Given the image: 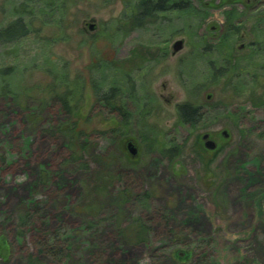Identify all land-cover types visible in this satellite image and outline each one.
I'll use <instances>...</instances> for the list:
<instances>
[{"label": "rangeland", "instance_id": "1", "mask_svg": "<svg viewBox=\"0 0 264 264\" xmlns=\"http://www.w3.org/2000/svg\"><path fill=\"white\" fill-rule=\"evenodd\" d=\"M21 1L0 0V26L9 5ZM131 1L59 0L64 8L58 27L0 46V69H18L13 83L22 104L48 99L47 71L84 83L72 122L88 134L84 168L75 169L66 164L64 137L55 132L67 123L57 105L30 124L19 106L0 102V235L7 241L0 240V264H26L55 237L49 247L68 249L72 259L45 255L39 264H264V106H251L264 101L263 73L255 69V79L239 81L228 72L234 65L246 68L256 19L241 7L233 16L235 8L223 0H183L189 12L160 15L151 27L123 38L117 28L127 25ZM177 41L183 48L172 55ZM216 65L229 67L224 78V72L212 77ZM126 72L152 111L145 127L133 126L122 137L108 132L111 119L93 106L88 82L108 83ZM184 103L205 114L194 128L179 123L177 106ZM223 130L229 137L220 148L203 152L201 136ZM141 135L155 138L154 149ZM127 141L137 147V157H129ZM171 146L179 154L169 161L158 151ZM102 177L105 192L99 194ZM140 196L143 204L135 200ZM19 209L29 217L24 228ZM136 218L148 229L145 244L133 245L122 234ZM90 222L95 228L84 231Z\"/></svg>", "mask_w": 264, "mask_h": 264}, {"label": "trees", "instance_id": "2", "mask_svg": "<svg viewBox=\"0 0 264 264\" xmlns=\"http://www.w3.org/2000/svg\"><path fill=\"white\" fill-rule=\"evenodd\" d=\"M63 8L64 5L59 0H22L17 4L9 5V18L5 24L0 26V46L16 44L26 38L39 36L42 28L58 27L61 21L57 19V16L62 15ZM169 12H189V6L183 0H132L127 5V25L118 26L117 29L123 32L122 37L126 38L134 31L143 29L146 26L151 27L159 20L160 15ZM98 66L101 65H96L95 70L101 69V71H105V67ZM17 70L14 66L0 69V102L6 101L19 106L30 124L39 120L45 107L52 104L57 105L63 117L67 119V123H61L62 125L60 124L55 129L56 133L64 137L70 153L66 164L73 166L75 169H83L82 161L87 151L88 143L86 141L88 134L79 128L78 123L72 122V119L74 117L73 109L83 95L85 84L80 83L79 80L70 81L66 74L55 73L53 75L51 71H47L52 80L48 99L46 101H38L35 105H31V101H26L22 104L20 103L17 86L13 83V76ZM96 72V74L99 73V71ZM102 76L104 75L102 74ZM213 76L214 74L212 73ZM237 79L241 81L238 76ZM88 86L92 90L93 106L106 113L107 117L111 119L112 127L109 128L108 132L114 136L125 137L130 134V128L133 126L135 128L138 125L145 127L146 119L152 111L151 103L143 95L141 89L135 85L132 74L127 72L120 74L119 80L114 79L108 83H105L102 78H91ZM177 113L180 125L186 127L191 126L194 128L202 118L200 107L189 103L178 105ZM147 132L149 135L152 134L149 129H147ZM140 139L143 143H149V148L154 149L156 143L154 137L150 138L141 135ZM178 150V146H171L158 152L163 158L170 161L178 156ZM122 154L125 155L124 153ZM125 158L127 159L126 155ZM124 176L125 174L122 171L117 178L121 179ZM96 192L99 194L105 192V177H102L97 183ZM127 196L126 192L120 193V200L123 204L128 203L129 198ZM135 200L143 204L145 197H136ZM17 218L20 228L26 227L30 222L27 212L21 209L17 212ZM85 226L84 231L95 228V224L92 222L86 223ZM129 229L133 233L128 237ZM147 232L148 229L142 220L136 218L128 229L122 231V234L133 245H141L148 241ZM57 238H52L47 244L42 245L37 256L30 254L26 259V264H39L41 257L45 255L52 258L57 257L64 261L71 260L72 255L68 249L64 252L62 250L55 251L49 247V245L57 242ZM2 239L7 242L6 238L0 235V240ZM175 256L179 259L188 260L190 254L183 253L182 257H180V253H175Z\"/></svg>", "mask_w": 264, "mask_h": 264}, {"label": "flooded vegetation", "instance_id": "3", "mask_svg": "<svg viewBox=\"0 0 264 264\" xmlns=\"http://www.w3.org/2000/svg\"><path fill=\"white\" fill-rule=\"evenodd\" d=\"M199 1H203V0H199ZM223 2L235 8L233 9L235 12L232 15L234 14L237 15L239 14V12H242L237 9L238 7H241L243 11H246L248 17H252V19H256L255 22L256 26L254 27L253 32H251L250 35L248 34V37L251 36V40L250 41L248 40V44L246 45V47L250 52L248 56L250 59L249 61H246L247 62L246 68L245 67L240 68V66L234 65L232 66V68L229 67H228L229 69L227 68L229 70L228 72H231L232 76H235L236 79L238 76V78H240L241 81H243V78L248 76L251 77L252 79H255L258 73V71H255V69H260V71L263 73L262 87L264 89V60L258 63L254 62V58H257L259 56L264 57V0H223ZM205 4L207 5V3ZM239 35L241 39L245 38V34L242 31L240 32ZM222 68H223L222 65H216L211 68L212 70L211 74L212 73L214 74L213 76L214 78H218L217 75L223 72H224V76L223 74L219 76L221 78L225 77L227 73V69H222ZM261 95L264 98V90L261 91ZM251 106L254 109L260 108L264 106V101L262 100L261 102H254V103L251 102ZM200 109L203 118L205 114L202 111V108ZM187 127L191 128V126H187ZM203 136H207V138L202 139ZM228 137L229 134L227 130L219 131L218 133H211V132L204 133L200 139V145L203 149V152H205L206 154L214 153L220 148L221 143L225 142V140ZM206 143L208 145H214L215 148L210 149L209 147L206 146Z\"/></svg>", "mask_w": 264, "mask_h": 264}, {"label": "water", "instance_id": "4", "mask_svg": "<svg viewBox=\"0 0 264 264\" xmlns=\"http://www.w3.org/2000/svg\"><path fill=\"white\" fill-rule=\"evenodd\" d=\"M90 30H94L95 26L94 25H89L88 26ZM183 48V43L182 41H177L174 43V45L172 46V55H175L177 54L178 52H180ZM210 96L208 95L207 96V99L210 100ZM207 136H203L202 139H206ZM206 146L209 147L210 149H214V145H208L206 143ZM125 149H126V152L128 153L129 157L132 159V158H135L137 157L138 155V149L137 147L134 145V143L132 141H127L126 144H125Z\"/></svg>", "mask_w": 264, "mask_h": 264}]
</instances>
